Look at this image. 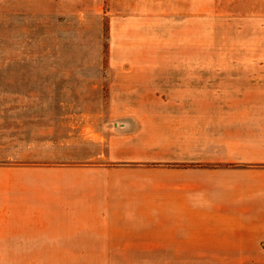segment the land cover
I'll return each mask as SVG.
<instances>
[{"label": "rangeland", "instance_id": "obj_1", "mask_svg": "<svg viewBox=\"0 0 264 264\" xmlns=\"http://www.w3.org/2000/svg\"><path fill=\"white\" fill-rule=\"evenodd\" d=\"M156 107L187 108L202 150L240 155L225 167L264 168V0H0V189L24 185L13 191L34 200L43 181L65 178L53 171L110 165L111 122L156 118ZM54 248L0 264L254 260L61 257Z\"/></svg>", "mask_w": 264, "mask_h": 264}, {"label": "crops", "instance_id": "obj_2", "mask_svg": "<svg viewBox=\"0 0 264 264\" xmlns=\"http://www.w3.org/2000/svg\"><path fill=\"white\" fill-rule=\"evenodd\" d=\"M187 113L156 107V118L111 122L110 165L53 171L65 178L43 181L37 199L14 192L26 187L13 182L0 189V257L55 256L42 253L55 247L67 252L61 257L264 264V168L225 167L240 155L202 150ZM167 124L174 127L166 136L156 130Z\"/></svg>", "mask_w": 264, "mask_h": 264}]
</instances>
